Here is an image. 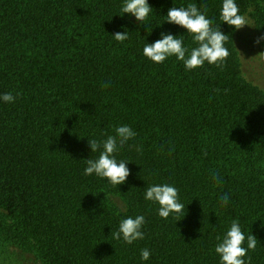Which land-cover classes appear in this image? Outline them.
I'll list each match as a JSON object with an SVG mask.
<instances>
[{
	"label": "trees",
	"instance_id": "16d2710c",
	"mask_svg": "<svg viewBox=\"0 0 264 264\" xmlns=\"http://www.w3.org/2000/svg\"><path fill=\"white\" fill-rule=\"evenodd\" d=\"M147 3L144 24L118 14L123 0H0V96L16 97L0 99V264H220L217 237L233 220L257 238L245 264H264V89L242 75L222 0ZM235 3L264 33V0ZM189 4L228 36L223 66L188 71L175 56L157 64L143 55L161 33L188 53L198 46L163 21ZM123 125L136 133L114 154L126 160V182L84 175L99 156L88 139ZM160 184L178 189L180 220L144 199ZM137 215L143 239L112 238Z\"/></svg>",
	"mask_w": 264,
	"mask_h": 264
},
{
	"label": "clouds",
	"instance_id": "9594fccd",
	"mask_svg": "<svg viewBox=\"0 0 264 264\" xmlns=\"http://www.w3.org/2000/svg\"><path fill=\"white\" fill-rule=\"evenodd\" d=\"M152 8L147 0H123L118 14H130L137 21L145 24V21ZM163 21L178 25L192 36L193 41L198 45L190 53L183 46V40L172 34L161 33V39L153 43H146L143 47V55L154 63H163L166 58L175 56L177 60L182 61L186 70L191 71L195 68L203 67L205 62L210 65L223 66L229 51L224 47L228 36L217 29L212 28V20L206 18V15L198 10L195 4H189L186 8L172 7L167 11ZM220 21L232 26L235 30L249 25L245 16L240 14L235 0H222L220 10ZM118 42H123L128 38L126 32H116L113 35ZM264 40V35L257 38L256 43ZM186 53L187 56H186ZM264 53V52H261ZM260 59L264 60V55ZM108 85L105 84L104 87ZM19 95V94H17ZM11 93H5L0 96L4 102L11 103L15 101ZM136 133L127 125L115 128V135H109L103 141L95 139L89 140L91 152L99 150L97 159H87V167L84 169V175H95L102 179H107L113 186L125 183L130 174L126 166V160L117 161L115 153L118 146L122 147L129 139L135 137ZM137 151H140L137 148ZM219 183L218 174L214 177ZM144 199L158 204V215L167 219L173 215L176 221L180 220L185 214V205L178 200V189L169 184L152 185L147 187L144 192ZM222 206H227L229 197L223 194L220 197ZM145 223L143 215H137L135 218L128 217L120 221L119 227L112 232V238L123 240L127 244H132L138 239L144 238L141 231ZM219 243L215 246V252L220 258V264H245V257L249 250L255 251L257 238L254 235H248L242 232L239 223L236 220L231 222V226L225 232L223 237H217ZM247 241V247L242 246ZM141 260L150 258V251L142 249L140 253Z\"/></svg>",
	"mask_w": 264,
	"mask_h": 264
},
{
	"label": "rangeland",
	"instance_id": "374dc122",
	"mask_svg": "<svg viewBox=\"0 0 264 264\" xmlns=\"http://www.w3.org/2000/svg\"><path fill=\"white\" fill-rule=\"evenodd\" d=\"M132 16V15H131ZM249 25L236 30L234 41L241 61L243 77L264 89V60L260 59L264 55V40L256 43L258 37L264 35L252 21L249 14L245 15ZM120 206L121 201L112 200Z\"/></svg>",
	"mask_w": 264,
	"mask_h": 264
}]
</instances>
